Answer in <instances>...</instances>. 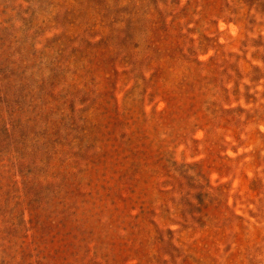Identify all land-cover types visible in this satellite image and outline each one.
<instances>
[{"label":"rangeland","instance_id":"374dc122","mask_svg":"<svg viewBox=\"0 0 264 264\" xmlns=\"http://www.w3.org/2000/svg\"><path fill=\"white\" fill-rule=\"evenodd\" d=\"M0 264H264V0H0Z\"/></svg>","mask_w":264,"mask_h":264}]
</instances>
